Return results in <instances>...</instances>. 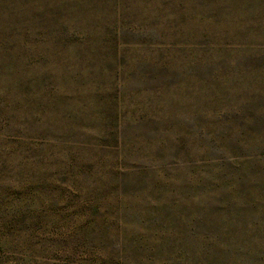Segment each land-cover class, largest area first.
<instances>
[{
    "label": "rangeland",
    "instance_id": "1",
    "mask_svg": "<svg viewBox=\"0 0 264 264\" xmlns=\"http://www.w3.org/2000/svg\"><path fill=\"white\" fill-rule=\"evenodd\" d=\"M0 264H264V0H0Z\"/></svg>",
    "mask_w": 264,
    "mask_h": 264
}]
</instances>
